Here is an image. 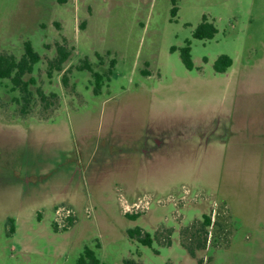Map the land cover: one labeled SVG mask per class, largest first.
<instances>
[{"label": "rangeland", "instance_id": "1", "mask_svg": "<svg viewBox=\"0 0 264 264\" xmlns=\"http://www.w3.org/2000/svg\"><path fill=\"white\" fill-rule=\"evenodd\" d=\"M204 17L213 40L193 38ZM26 42L42 57L35 84L0 83V264H79L86 248L98 264H264V0H0V55L20 60ZM59 47L71 53L61 71ZM85 61L106 74L99 94ZM219 111L232 134L203 153ZM180 122L196 136L145 157L148 129ZM26 178L46 210L31 247L10 219Z\"/></svg>", "mask_w": 264, "mask_h": 264}, {"label": "trees", "instance_id": "2", "mask_svg": "<svg viewBox=\"0 0 264 264\" xmlns=\"http://www.w3.org/2000/svg\"><path fill=\"white\" fill-rule=\"evenodd\" d=\"M172 14L173 16H176L177 8H174L172 10ZM217 34L218 29L215 24L209 22V20L204 17L203 22L195 30L193 38L199 41H209L213 40ZM191 45L192 42L188 40L186 42V46L180 50L181 59L188 70H193L194 68ZM24 46L25 54L20 60H17L13 56L0 55V83L4 80H9L13 84L14 91L21 90V93L25 95V93H29V87L35 84V80L33 78L27 80L26 77L34 73V68L42 60V57L35 51L31 42H26ZM58 53L59 58L57 59L55 64L52 65V67L61 71L64 64L69 60L71 53L68 52L64 47H59ZM115 63L116 61L113 60L111 63V68L115 66ZM233 65V58L228 55H221L217 59L214 65V69L218 73H225L226 71L231 69ZM81 70H88L92 74L96 86L94 92L95 94H99L101 92V89L103 88L104 77L106 76V74L100 73L99 71H94L91 64L87 61H85V65L81 68ZM64 80H66L65 77ZM132 217L136 218L137 216ZM204 218V225L206 227H209L212 224L211 217L205 216ZM129 233L132 236L138 235L139 241L141 243H143L145 246L152 247V240L150 235L146 234L145 238H142V234L139 229H135L134 231L131 230ZM84 253L85 254L83 257H81L79 264H86V259H91L94 264H98L97 260L95 259L94 252L91 249L86 248ZM192 254H194V252H192ZM126 264H133V262L129 261Z\"/></svg>", "mask_w": 264, "mask_h": 264}, {"label": "flooded vegetation", "instance_id": "3", "mask_svg": "<svg viewBox=\"0 0 264 264\" xmlns=\"http://www.w3.org/2000/svg\"><path fill=\"white\" fill-rule=\"evenodd\" d=\"M227 73H228V71H226L225 73H219V74H227ZM220 115H221V112L219 111L217 113L216 122L213 125V128L211 129L212 131H210L211 133L206 134V135L202 136L201 138H199L200 146H202L203 153L207 152V154H208L210 151L214 152V150H210V146L214 143H217L218 141L223 142L225 139L229 138V136H230V132L232 129L231 123H230L231 120L228 119V121H226V123H224V122H222ZM178 124L181 126V129L179 131L173 132L172 130H168L169 134H171L173 137L174 136L180 137V141L178 143H177L176 139H175L176 140L175 142H172V143L170 142L169 139H171L172 137H171V135H168L165 133V129H163L162 132L157 131L155 129L152 130V128L148 129L149 130V133H148L149 144H148V142H146L147 143L146 148L143 150L145 157H149V159L151 158L152 160L156 159V161L163 159L165 154L176 151V149H174V148H176V145L178 146V145L182 144L181 139H186L184 137L189 138L191 135L196 136V133L188 134L186 131H184L186 128L192 129V128H194V126L192 128L191 127L183 128V124H185V122H180ZM224 127H226V129H224ZM221 130H223V134L220 137L217 133ZM168 131H167V133H168ZM128 154L132 155L131 150H129ZM4 162H5V158L3 157V154L0 151V166ZM14 182H16V181H14ZM28 183H29V179H27L26 183L24 182L23 184L27 185ZM37 185H41V184H37ZM58 205L59 204H57V205L52 204L50 206V208L55 209Z\"/></svg>", "mask_w": 264, "mask_h": 264}, {"label": "crops", "instance_id": "4", "mask_svg": "<svg viewBox=\"0 0 264 264\" xmlns=\"http://www.w3.org/2000/svg\"><path fill=\"white\" fill-rule=\"evenodd\" d=\"M231 134H232V129L230 132V136ZM224 142L225 141L223 142L218 141L216 144L219 145V143L222 144ZM30 180L31 179L29 178V183L27 185L16 182L17 185L15 187H16V192L18 193L16 204L18 205V208L16 209L15 213L12 214L11 216L12 218L10 219H12L13 222L12 236L15 237L16 241L20 243L22 246L24 244L31 247V245L34 244V241H36L35 236L41 233L39 227V225L41 224L37 222V224L35 225L34 221H37L38 218L42 216L41 215L42 211H46V210L41 207V204L39 203L40 200L35 201L37 200L36 199L37 196H36V192L34 191L35 188L33 187V185H31L32 181ZM28 201L32 203L30 206H27ZM48 204L51 206L52 200L48 201ZM25 226H29V227L25 229L26 228Z\"/></svg>", "mask_w": 264, "mask_h": 264}, {"label": "built area", "instance_id": "5", "mask_svg": "<svg viewBox=\"0 0 264 264\" xmlns=\"http://www.w3.org/2000/svg\"><path fill=\"white\" fill-rule=\"evenodd\" d=\"M126 211H131L130 210V206L128 207V206H126ZM134 209V208H133ZM57 213H56V217H55V223L58 225V226H64L65 225V227L67 226H69V223H68V221H69V219L71 220L72 219V216L74 217V214L72 215L71 213H70V211H69V213L68 214H62L61 213V209H58L57 211H56ZM70 222V221H69ZM62 223H63V225H62Z\"/></svg>", "mask_w": 264, "mask_h": 264}]
</instances>
